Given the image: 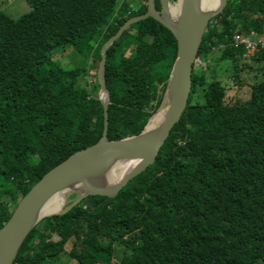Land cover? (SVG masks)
<instances>
[{
  "label": "trees",
  "instance_id": "1",
  "mask_svg": "<svg viewBox=\"0 0 264 264\" xmlns=\"http://www.w3.org/2000/svg\"><path fill=\"white\" fill-rule=\"evenodd\" d=\"M25 1L16 18L0 9V228L47 171L99 140L103 106L80 76L87 61L96 71L104 42L147 10V0ZM250 31L264 37V0H227L197 58L216 49L239 92L229 95L227 84L193 68L186 109L154 163L115 196L90 195L42 219L12 264H111L115 246L116 264H264V78L250 75L264 64V45L249 56L230 46L233 34ZM66 46L85 63H57L54 53ZM175 54L173 33L151 16L108 46V139L151 123ZM92 85L100 86L96 74Z\"/></svg>",
  "mask_w": 264,
  "mask_h": 264
},
{
  "label": "water",
  "instance_id": "2",
  "mask_svg": "<svg viewBox=\"0 0 264 264\" xmlns=\"http://www.w3.org/2000/svg\"><path fill=\"white\" fill-rule=\"evenodd\" d=\"M160 9H156L154 0H147V10L127 19L111 35L100 49V61L97 67L99 81V99L103 106V129L99 140L80 149L47 171L18 201L9 219L0 228V264H12L23 241L41 221L40 208L54 193L70 188L78 197L67 207L53 214L62 215L90 195L105 197L115 196L128 181L153 164L160 148L167 139L171 129L177 124L186 109L191 91V76L194 61L206 31L209 20L224 8L227 0H218L216 7L209 12H202L200 0H182V10L175 26L170 25L164 16V9L169 0H159ZM178 1V0H176ZM151 16L173 33L176 39V54L168 77L166 106L163 122L154 137L146 131L149 118L143 130L134 136L108 139L106 136L108 119L107 109L109 92L103 81L102 71L106 58V49L121 35L133 21ZM134 159L137 165L113 187H88L85 193H79L72 185L85 182L113 161ZM49 217V216H48Z\"/></svg>",
  "mask_w": 264,
  "mask_h": 264
},
{
  "label": "rangeland",
  "instance_id": "3",
  "mask_svg": "<svg viewBox=\"0 0 264 264\" xmlns=\"http://www.w3.org/2000/svg\"><path fill=\"white\" fill-rule=\"evenodd\" d=\"M175 2L170 1L171 5L175 4ZM133 6H136V4L133 3ZM0 9H2L4 12H6L11 17L16 18L20 14H22L23 12L27 11L29 9V6L25 0H0ZM53 58L55 59V61L57 63L65 64V65L66 64L72 65V64L79 63V62L85 63L84 57L79 55L76 52V50H74V48H72L70 46H66L65 48H62L61 50L60 49L57 50L54 53ZM198 60H199L198 65L202 63V64H204V67L196 65L197 67H194V68L197 69V71H196L197 74H204L207 77V79L216 78L219 81L227 84V86L229 88L228 89L229 95H234L237 92H239L235 88H232V86H231V84H232V79H231L232 70L230 69L229 63L226 61H221L219 59V53L216 51V49H214V51L209 54V56L207 57V61L204 62L203 59L201 60L200 58H198ZM85 65H86L87 71H86V74L80 76V83L82 85L87 86L91 93H95L96 96L99 97L100 89L96 88L95 86L92 85V83L94 82V76H95L97 70L95 71V69H93V67L89 66L88 61L85 63ZM250 75L255 80L263 79L264 78V64L263 65H253V71L251 72ZM199 94H200V92L196 93L195 96H197ZM242 96H244V95H242ZM237 98L240 100H245L247 97L246 98L245 97L239 98V96H237ZM199 100L200 101L202 100L201 96H200ZM165 106H166V98H165L163 104L161 105V107L158 109V111L163 109V108L165 109ZM149 132H151V131H149ZM73 193H74V191L66 192L65 202H64V205H63L61 210H63L65 207H67L69 204H71L74 201V200H71V198H70L71 194H73ZM84 203H86V201H84ZM10 207L12 209L14 207V203H11ZM49 217H51V216H49ZM70 247H71V240L66 244L65 250L66 251L69 250ZM121 256H122V251L118 247L115 246L114 252H113V257L111 259V261H112L111 264H116L115 261L119 260L121 258ZM64 262H65V260H64ZM65 264H76V263L69 259L68 261L65 262Z\"/></svg>",
  "mask_w": 264,
  "mask_h": 264
},
{
  "label": "bare ground",
  "instance_id": "4",
  "mask_svg": "<svg viewBox=\"0 0 264 264\" xmlns=\"http://www.w3.org/2000/svg\"><path fill=\"white\" fill-rule=\"evenodd\" d=\"M218 3V0H200V9L202 12H209L213 10ZM182 10V0H178L175 4L170 2L165 5L163 11L165 18L170 23V25L175 26L180 12ZM165 109L159 110L148 127L146 131L154 137L164 119ZM153 117V116H152ZM151 117V118H152ZM156 125V127H154ZM154 129V130H153ZM153 130V131H152ZM151 131V132H149ZM138 161L134 159H120L118 161H113L104 167L100 172L85 180V182H79L72 185L71 188L76 189L79 193H85L88 191V187L102 188V187H113L118 184L136 165ZM70 188L60 190L54 193L40 208V217L42 219L52 216L53 214L59 212L65 202V194ZM71 192V191H70ZM41 219V220H42Z\"/></svg>",
  "mask_w": 264,
  "mask_h": 264
},
{
  "label": "built area",
  "instance_id": "5",
  "mask_svg": "<svg viewBox=\"0 0 264 264\" xmlns=\"http://www.w3.org/2000/svg\"><path fill=\"white\" fill-rule=\"evenodd\" d=\"M264 45V37L262 34L256 33L255 31H250L248 34H233L230 39V46H233L236 49H242L245 56H249L257 51L259 48ZM219 47H222L220 45ZM198 58L194 61V67L201 66L204 67V64L198 65ZM197 65V66H196Z\"/></svg>",
  "mask_w": 264,
  "mask_h": 264
}]
</instances>
